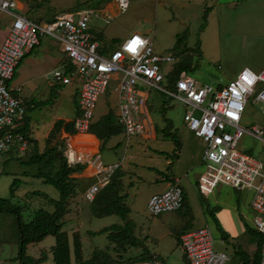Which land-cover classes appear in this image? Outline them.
<instances>
[{
	"label": "rangeland",
	"instance_id": "obj_1",
	"mask_svg": "<svg viewBox=\"0 0 264 264\" xmlns=\"http://www.w3.org/2000/svg\"><path fill=\"white\" fill-rule=\"evenodd\" d=\"M239 1L129 0L128 9L118 12L116 0H49L40 5L34 0H21L27 9L24 12L25 17L53 16L71 13L70 10L75 12L85 8L93 9L90 26L102 35L105 40L102 42L103 46L111 48L112 39H123L131 33H140L150 38L154 53L174 59L172 65L165 68L162 66L164 72L172 73L177 64L188 65L189 69L185 71L187 75L199 84L214 87L227 85L244 68L255 73L264 70V0ZM10 20L11 18L0 14V32L3 33L2 30L9 26ZM120 78V75H112L105 94L97 101L95 119L103 118L110 111L117 114ZM161 86L165 90H172L168 82ZM143 91L149 95L147 110L151 119L150 132L155 139L146 136L132 137L129 146L125 147L123 136H114L101 141L98 154L103 165L120 164V171L127 166L124 173L129 179L135 176L136 183L132 190L127 181L124 185L125 191L130 194L127 205L131 209V217L144 224L152 237L161 238L160 243L167 251V264H185L179 257L176 238L180 233L203 226L209 227L212 232L214 251L227 254L229 261L226 264H238L239 257L235 256L234 251L248 250L242 240L246 229L244 225H251L255 215L250 206L254 196L252 190L244 187L234 189L225 185H219L211 195L195 190L193 195L188 193L189 203L185 209L157 217L148 214L149 198L164 187L166 179L178 178L180 186L186 189L187 182L203 172L204 168L199 162L204 143L186 128V108L180 101L156 89ZM258 91L255 88L254 93L247 96L245 111L239 124L246 131L253 127L260 129L264 125L263 105L255 99ZM67 92L68 95L61 97L60 107H57L56 112L62 117L72 118L75 113L70 93L74 92V88H68ZM165 128L182 145L178 162L166 157L172 155L174 143L171 138L164 136ZM236 150L264 163V144L248 134L242 136ZM160 152H165L166 155H161ZM9 157L11 159L7 161ZM28 157L29 154L24 159ZM167 161L173 162V165L169 166ZM190 166L192 171H188ZM38 169L40 166H22L15 155L0 154V198L10 199L9 186L13 179L26 178L17 191L19 198L15 201L24 222H28L38 209L52 210L42 197L29 194L24 196L25 193L38 191L55 200L59 197L53 187L29 177ZM40 170L43 173L48 172V169ZM22 173L28 176L21 177ZM74 181L75 195L71 199V214L65 218L67 222L63 230L73 223L81 225L79 231L83 239V255L89 257L94 247H103L107 240L103 235H90L88 232L97 231L113 218L94 217L83 191L90 182ZM14 219L13 213H0V238H4L6 242L13 241L14 236L16 238ZM157 225L164 227L159 226L162 229L154 234L153 228ZM250 236L253 238L251 244L257 242L258 236ZM53 244L54 239L49 236L38 245L48 248ZM149 246H152L151 242ZM17 250L14 243H4V246H0V260L14 257Z\"/></svg>",
	"mask_w": 264,
	"mask_h": 264
},
{
	"label": "built area",
	"instance_id": "obj_2",
	"mask_svg": "<svg viewBox=\"0 0 264 264\" xmlns=\"http://www.w3.org/2000/svg\"><path fill=\"white\" fill-rule=\"evenodd\" d=\"M116 3L121 12L129 7V0H116ZM14 9V0H0V13L13 18L0 47V154L14 151L19 156L27 155L29 142L20 132L26 118V109L19 98L21 90L12 89L8 84L19 61L39 44L41 37L51 36L61 44L68 59L63 69L53 73L54 78L64 84L76 78L79 83V115L74 120L76 135H89L97 101L105 94L112 75L121 76L117 123L123 128L126 145L132 137H152L147 110L149 95L143 89L159 90L185 106V126L204 143L201 159L204 170L197 178L196 188L205 195H211L219 185L234 189L244 187L254 192L250 205L255 214L252 227L263 240L260 264H264V163L236 150L244 134L264 144V125L250 131L239 126L247 96L253 94L255 88L259 89L255 99L263 105L264 116V70L255 73L244 68L233 81L220 88L199 84L181 73L173 89L165 90L161 84L168 82L169 72H164L162 66L172 65L174 59L154 53L149 37L131 33L105 54L90 32L92 9L61 14L48 24L34 23L14 14ZM134 41L137 43L133 44ZM92 156L98 172L104 175L100 184H107L118 165L104 168L99 156ZM99 187L94 185L86 192L88 202L93 200ZM183 203L182 189L175 181L163 193L149 198L147 212L150 216L175 212ZM180 246L188 264H226L228 261L226 255L214 251L213 235L208 227L181 234Z\"/></svg>",
	"mask_w": 264,
	"mask_h": 264
},
{
	"label": "crops",
	"instance_id": "obj_3",
	"mask_svg": "<svg viewBox=\"0 0 264 264\" xmlns=\"http://www.w3.org/2000/svg\"><path fill=\"white\" fill-rule=\"evenodd\" d=\"M14 1L16 3V9H14L15 11L13 12L14 14L21 15L22 17H24L26 19L28 18V20H30L34 23H37V24H48V23L52 22L55 19V17L61 15V14H55L53 16H26L25 17L24 12L27 11L25 4H23L21 2V0H14ZM47 1H49V0H46L44 2H47ZM40 4H42V3H39L38 5H40ZM56 5H57V3H56ZM85 9H88V8H85ZM85 9H82V10H85ZM77 11H80V10H77ZM77 11H75V12H77ZM17 12L22 13V14H18ZM70 12L74 13L72 10H70ZM118 12H119V8H118ZM66 13H69V12H66ZM66 13H63V14H66ZM0 14L11 18V20L9 22V26H7L6 29L2 30L6 33L3 35L4 32L3 33L0 32V46H1L4 39L6 38V36L8 34V28H10V25L13 21V18L7 14H4V13H0ZM90 32L95 37V40L98 42V44L101 48V52H103L105 54L114 50L116 48V45L118 44V42L122 40V39H112L111 40V42L113 43L112 47L107 48V47L102 45V42L105 41L103 39L102 35L96 31H94L92 26H90ZM67 63H68V59L66 58L65 54L63 53L61 44L55 38H53L51 36L41 37L39 40V44L36 47H34L30 52H28L19 61L17 68L15 70L14 76H13L12 80L9 82L8 86L12 89L20 88V90H21V92L19 94V98H20L22 104L24 105V107L26 109V118H25L24 124L20 128V132L23 133V129L25 127H27V133H25V134L23 133V134L26 136V138L29 142V150L27 152V155H25V156H19V154H17L14 151L8 152L6 154H9L10 156L15 155L17 157V160L19 161V163L22 166L27 167L28 166L27 161H28V158L30 157V155L32 154L33 149L37 150L38 153H42L47 148H57V150L67 159L68 166L73 169L72 173L70 174V178L76 179V180H78V182L84 181V180H87L90 182V184L88 186L84 187V189H83L84 197H85L86 192H88V190L92 186L99 185L100 186L99 191H100L102 188H104V186H106V184H100V181H101L102 177H104V175H103V173L98 172L97 163L94 164L93 156H92V154H97V155L99 154L100 141L96 138L95 135L91 134L90 131H89V135H87V136H78V135H76V133L74 131V120L79 114V107H78L79 83H78L77 79L74 78V80L71 81L69 84H64L61 81L56 80L53 76V73L55 71H57L59 69H63ZM63 72H65V71H63ZM70 87L74 88V92H71L70 93L71 95L69 94L70 97L73 98V108L72 109H73V113H75L74 117H72V118L71 117H62V115L60 116L56 112L57 107L58 106L60 107L59 101L61 100V97L64 95H68L69 92H67V89ZM217 87H223V86L218 85ZM118 100H119V96H118ZM117 114H118V112H117ZM117 114L116 115L114 114L116 123H117ZM104 116H106V115H104ZM99 120L93 118L91 127L94 126ZM188 131H190V130H188ZM120 135H122L124 138L123 128H122V133ZM151 136L152 137H150V139H155L153 137V135H151ZM128 146H129V144L126 145L125 147H128ZM181 147H182V145H181ZM181 147H180V150H181ZM180 150H179V152H180ZM174 151H175V147L173 148L172 155L174 153L177 154L178 157L175 160L178 162L179 161V154H178L179 152L176 153ZM74 153H77V154L81 153L82 154L81 158L83 160H81V158L78 160H72L71 159L72 161L69 162L68 158H72V157L74 158V156H73ZM163 153L165 154V152H163ZM28 154H29V157L27 159H24V158H26V156H28ZM169 156H171V155H166L167 159H170ZM99 158H101V157L99 156ZM9 159H11V158L9 157L6 160L9 161ZM201 159H202V157L200 158V160ZM171 161H174V160H171ZM100 162H101V159H100ZM199 163L202 166L201 161ZM199 163H198V165H199ZM101 164H102V162H101ZM167 164L169 166H171V165H173V162L167 161ZM113 165H116V164L103 165V167L106 168V167L113 166ZM117 165H118V168L116 170H118L120 168V164H117ZM126 170H127V166H126V169L121 171V172L124 173V171H126ZM189 170L192 171V166L189 167L188 171ZM38 171L33 172L29 177L33 178V176L36 175L38 173ZM190 174H192V173H190ZM21 175H22L21 177H27L28 176V175H26V173H22ZM199 175L200 174H198L195 179H190L187 182L186 189L184 187L180 186V180L178 178L174 177L172 179H166V183H165L164 187L160 191H158V193H155V194L163 193L164 191H166L169 188V186L171 184H173L175 181H178L179 187L182 189L183 198H184L183 207L180 210L185 209L189 203L188 202V193L193 195V192L195 190H197L196 183H197V178ZM25 179L26 178L18 179L21 181V185L25 182ZM109 179H110V177L108 178V182H109ZM38 180H41V179H38ZM126 181L128 184L131 185L130 190H132V188L135 187L136 178L134 176L133 178L129 179L128 175H126L125 173H124V177L122 178L123 190H122L121 194L126 195L125 204L128 207L127 200L130 197V194H129V191H125V189H124V185H125ZM18 189L15 191L14 197L11 198V202L15 205H16L15 201L17 200V198H19L17 195ZM33 192H38V191H33ZM33 192H27L24 194V196L28 195V194L30 196H34ZM155 194H153V195H155ZM43 195L47 196L46 194H43ZM37 197H42V196H37ZM42 198L45 200L46 204L50 206L49 208H51L53 210V207L48 203V200L45 197H42ZM48 198H50V197H48ZM50 199H52V198H50ZM71 199L69 200V204L67 207L66 214L64 215V217L61 220V232L65 233L66 237H67L69 251H70V264H76L77 262L75 263L76 260L74 257V247H73L74 237H76L78 239L79 244H80V257H81L80 262H85V261L89 260L92 255L89 257H84V255H83V246H82L83 245V239H82V234L79 231V227L81 226L79 223H73L72 226L69 225L66 230H63L65 222H67V221H65V218L66 217L68 218L69 214H71V212H69L71 209V206H72V205H70ZM53 200H55V199H53ZM89 203H91V202H89ZM129 210H130V213L128 215V221H130L129 227H130V231H131L132 240L135 239L137 242L140 243V245L131 246L130 244H128L127 241L122 242L121 245H117L108 239L109 232H107V233L101 234V235H103V238H105L107 240V243L104 244L103 247H94V251L105 252L113 261H115V264H167L165 261V258H167V251H166V249H164V247H162V244L160 243L161 238H159V236H156L158 238L152 237L148 228L144 227V224H142L136 220L134 221V219L131 217V209L129 208ZM180 210H178V211H180ZM51 211H49V212H51ZM175 212H177V211H175ZM169 213H172V212H169ZM107 217H112L113 219L109 223H107L104 226H102L101 228H99L97 231L88 232V234H90V235H91V233L96 234L100 230H103L105 228H110V227L115 226V225L116 226H123L124 225V222L117 216L112 215V216H107ZM151 217H157V216H151ZM102 218H105V217H102ZM102 218H99V219H102ZM31 219L29 221H31ZM28 222H25V223H28ZM247 225L248 224H246L244 226H247ZM159 226L164 227V225L155 226L156 228H153L154 234L157 233L158 229L159 230L162 229V228H159ZM248 226H249V228L253 229L252 223H251V225H248ZM203 227H205V226H203ZM193 230H195V229H193ZM188 231H191V230H188ZM188 231H185V232H188ZM185 232H183V233H185ZM183 233H180L178 235V237L176 238V244L175 245H176V248L179 249V253H180L179 257L181 258V260L185 264H188L186 257L184 255L182 249H181V246H180V236ZM245 234L247 236H245ZM101 235H97V236H101ZM53 239H54V244L48 248H41L38 245V244H41L42 241L45 240V238L39 243L28 245L26 248L27 256L32 258L33 260L41 259L42 260L41 264H53V248L56 245L55 238L53 237ZM252 239L253 238L250 236V233H248L247 230L245 229V232H243V239L242 240H243V245L244 246L246 245L248 250L247 251L246 250L234 251L235 256L239 257L238 264L243 263V259H242L243 255L246 258H248L249 261H251V259L253 258V255H254L256 248H257V242H254L251 244ZM152 240H154V241H152ZM150 242L152 244L151 247L149 246ZM4 243H6V244H10V243L13 244L14 243L15 245H17V235H16V238L14 236L13 241H9V242H6L4 240V238H0V246H4ZM249 250L251 251V253ZM16 255H17V252H16ZM16 255L14 257H10L4 261L0 260V263H8L9 264V262L12 261V264H20L18 261H15ZM226 256H227V254H226ZM5 261H7V262H5ZM228 261H229V257H228Z\"/></svg>",
	"mask_w": 264,
	"mask_h": 264
},
{
	"label": "trees",
	"instance_id": "obj_4",
	"mask_svg": "<svg viewBox=\"0 0 264 264\" xmlns=\"http://www.w3.org/2000/svg\"><path fill=\"white\" fill-rule=\"evenodd\" d=\"M189 69L188 65L177 64L172 73L167 77L169 86L172 87L175 80L181 73H185ZM220 88V87H219ZM79 115V114H78ZM163 130L164 136L171 138L174 143L176 153L179 152L181 143L179 140L166 131ZM23 133H27V127L23 129ZM90 133L95 135L100 141L108 140L111 137L118 136L122 133V128L115 122V116L112 112H109L101 118L94 126L90 127ZM161 155H166L160 152ZM81 153H74L71 159L78 160L81 158ZM171 160L177 159V154L169 156ZM81 160H83L81 158ZM27 165L40 166V169H48L47 173L41 172L38 169V173L33 176L35 179H41L45 185L53 187L59 194L58 200H53L40 192H33L34 196H42L48 200V203L53 207L51 212L44 209H39L34 212L31 221L25 223L20 215V208L11 202V198L14 197L15 191L21 185V181L13 179L9 186L10 199L0 198V213L10 212L13 213L15 219V229L17 235V256L15 261L20 264H41L42 260H33L26 254V248L30 244L41 242L44 238L52 236L55 238L56 245L53 248V264H70V251L66 234L61 232V220L66 214L69 200L75 195L74 179L70 178V174L73 169L67 164V159L57 150V148H47L42 153H38L33 149L30 158L27 161ZM170 165V164H169ZM115 170L110 176L109 182L102 188L93 198L90 203L91 212L94 217L102 218L107 216H117L123 222V226H112L105 228L99 232L91 233V235H101L109 232L108 239L121 245L122 242L127 241L131 246L140 245L135 239L132 240L130 231V221H128V215L130 213L129 208L125 204L126 195H122L124 177L123 172ZM185 206V205H184ZM248 233L258 236L257 248L251 261L244 255L242 256V264H260L261 249L263 240L253 229L245 226ZM226 236V235H225ZM74 257L76 264H115L105 252L94 251L91 258L85 262H80V244L76 237L73 241Z\"/></svg>",
	"mask_w": 264,
	"mask_h": 264
},
{
	"label": "snow or ice",
	"instance_id": "obj_5",
	"mask_svg": "<svg viewBox=\"0 0 264 264\" xmlns=\"http://www.w3.org/2000/svg\"><path fill=\"white\" fill-rule=\"evenodd\" d=\"M135 43H137V42H136V41H134V42H133V44H135ZM134 50H135V49L133 48V51H134ZM245 79H247V76H245Z\"/></svg>",
	"mask_w": 264,
	"mask_h": 264
}]
</instances>
